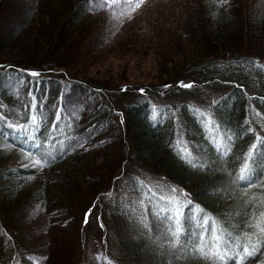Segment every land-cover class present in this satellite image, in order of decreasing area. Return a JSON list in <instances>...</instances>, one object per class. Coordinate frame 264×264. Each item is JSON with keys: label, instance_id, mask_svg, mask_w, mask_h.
Instances as JSON below:
<instances>
[{"label": "trees", "instance_id": "16d2710c", "mask_svg": "<svg viewBox=\"0 0 264 264\" xmlns=\"http://www.w3.org/2000/svg\"><path fill=\"white\" fill-rule=\"evenodd\" d=\"M97 1L46 0L40 31L48 40L31 55L12 54L23 40L13 32L15 16L0 9V264L28 254L32 222L45 217L46 208L84 225L85 213L97 206L113 264H217L194 251L204 215L210 218L206 252L215 219L218 230L230 234L229 252L244 246L252 252L240 264H264V235L250 227L257 220L264 226V142L247 158L251 179H238L256 134L264 137V57L249 51L261 50L255 41L264 51V0H198L206 21L204 32L189 39L192 55L178 65L164 57L156 84L135 85L88 81L51 60L82 46L75 62L85 68L91 42L82 44L96 35L85 29V14ZM32 114L41 126L29 139ZM25 124L27 131L10 126ZM97 149L110 151L106 176L90 175L89 153ZM19 150L42 166L26 168ZM169 199L185 204V232L176 247L170 245Z\"/></svg>", "mask_w": 264, "mask_h": 264}, {"label": "rangeland", "instance_id": "374dc122", "mask_svg": "<svg viewBox=\"0 0 264 264\" xmlns=\"http://www.w3.org/2000/svg\"><path fill=\"white\" fill-rule=\"evenodd\" d=\"M239 1L231 0L235 3ZM127 2L135 3V0ZM45 3L46 0L1 1L0 9L5 10L8 16H15L13 32L16 30L20 33L15 34L16 40H23L11 49L15 50L13 55L18 52H23V55L34 54V46L41 49L43 42L48 40L43 31H40L43 19L48 18L47 8H43ZM22 7L26 8L23 12L20 10ZM57 8L58 11L61 10L60 7ZM24 11L27 14H22ZM85 18H88L85 29L91 26L96 34L93 37L87 36L82 44L84 46L86 43L88 46L91 42V52L86 57L90 59L83 58L85 68H77L75 62L82 56V46L78 47V51H63L62 54L54 55L51 60L63 64L56 69L81 75L88 81H109L111 84L120 85L156 84L160 61L167 57L178 65L179 59L192 55L189 39L197 32H204L206 21L198 0H142L135 11H129L125 7V0H98L93 5H88ZM19 19L21 21L18 23ZM17 24L20 25L18 29ZM254 41L251 39V42ZM252 45L261 50H249L250 54L260 53L264 57L262 44L255 41ZM170 65L166 67L168 72L173 67ZM4 75L12 77L7 73ZM19 152L22 161L26 162L23 164L26 168H36L31 166L35 159L31 154L20 150ZM108 152L110 151L97 149L89 153L93 159L90 166L91 176L101 177L108 174ZM12 163L17 165L14 160ZM56 173H60L58 169ZM153 189L158 191L154 186ZM45 210L48 213L45 217H36L32 222L36 234L31 240L28 254L14 258L9 264H79L82 259L85 264L111 262L104 250V234L98 206L91 210L84 225L66 221L59 214L52 213V210L49 213L50 207Z\"/></svg>", "mask_w": 264, "mask_h": 264}, {"label": "snow or ice", "instance_id": "6c2138e0", "mask_svg": "<svg viewBox=\"0 0 264 264\" xmlns=\"http://www.w3.org/2000/svg\"><path fill=\"white\" fill-rule=\"evenodd\" d=\"M140 3H142V0H135V3H128L127 0H125V7L129 11H135L136 8L140 6ZM32 75H36V73H32ZM178 86L184 87V88H192L193 83L188 82L184 83L183 81H178L177 82ZM164 87H169V85H164ZM141 93L144 92V89L141 88L139 89ZM32 99V104L31 107L35 108L36 107V97L30 93L29 94ZM259 115V113H257ZM0 119H3L0 117ZM57 120H59V115L57 116ZM30 123L33 126L31 131H27L28 125H10L14 130L15 129H24L27 131V135L29 139L33 138V133H35L39 128L40 124L37 122L36 116L34 114L30 115ZM248 132H253V128L251 125H249ZM261 142H264V137H261L259 133L256 134V141L252 143V145L249 147L248 153H246V160H245V166L240 168V174L238 176L239 180H244V181H249L251 179V170L248 169L246 170V165H247V158L251 157L253 155L254 150L257 149L258 144H261ZM35 148L39 149L40 145L35 144ZM183 151V150H182ZM54 158V157H53ZM37 165H41V162L39 160L33 159L31 166L36 167ZM248 186H251L250 184ZM175 191V189H173ZM155 195V193H153ZM160 199H163V197H160ZM169 204H171V208L167 209L166 211L168 212L167 219H169L171 222H173L174 227L170 228L169 231L173 237V240L170 242L171 247H176V245L180 242V237L181 235L184 234L185 230L181 226V217L185 208V204H181L178 201H174L172 199H169L167 201ZM186 204H191V201H185ZM195 207L199 208V205H196ZM91 210L85 213V223H87V216ZM200 212L203 213V209H200ZM261 217H264V212L260 213ZM209 217L207 215L203 216V221L204 225L202 230L198 233V238H199V243L195 245L194 251L198 252L201 256H206L208 258L213 259L217 264H226V260L235 258L237 261V264H240V262L243 260L244 257L249 256L252 254L251 251H249L247 246L243 247L242 252H237L235 251V248L231 252L227 250V245L230 243L228 237L229 233L222 232L221 230H218L217 228V222L215 219H212L211 221V229H210V237H211V247L209 250L206 252L205 248L208 247L204 243L205 241V232L208 231L207 229V224L209 221ZM249 219H252V217H249ZM103 227V225H101ZM145 227H147V224H145ZM250 227L254 228L260 235H264V226H262V222L260 220L255 221ZM244 235L246 236H251L252 233H245ZM237 241V246H239V237L237 236L236 238ZM259 241H257L258 243ZM225 246L224 250H221V246ZM111 264V262H109Z\"/></svg>", "mask_w": 264, "mask_h": 264}]
</instances>
